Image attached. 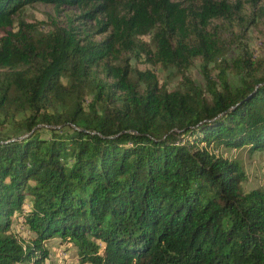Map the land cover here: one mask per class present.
I'll return each mask as SVG.
<instances>
[{
	"label": "trees",
	"instance_id": "obj_1",
	"mask_svg": "<svg viewBox=\"0 0 264 264\" xmlns=\"http://www.w3.org/2000/svg\"><path fill=\"white\" fill-rule=\"evenodd\" d=\"M261 20L264 0H0V264H47L52 238L78 264H264V188L215 153L264 152V69L220 59L221 30Z\"/></svg>",
	"mask_w": 264,
	"mask_h": 264
},
{
	"label": "rangeland",
	"instance_id": "obj_2",
	"mask_svg": "<svg viewBox=\"0 0 264 264\" xmlns=\"http://www.w3.org/2000/svg\"><path fill=\"white\" fill-rule=\"evenodd\" d=\"M226 1L234 2L235 0ZM69 13L70 12L67 11L66 15H69ZM19 17L26 22L39 26V28H42L44 31L49 28L50 21H64V14L56 16L50 6L42 4H34L25 8ZM234 31L237 30H233V33L221 30V34L223 35L222 46L224 49H222L223 54L220 59H229L232 57V54L238 53L237 51L239 47L245 45L252 54L253 59L260 62V69H264V21L261 20L259 22H255L254 25L248 28V31L244 35L243 39L241 38L233 41L234 35L236 34ZM134 66L138 70L152 71L157 78L159 85H163L168 89L179 86L180 79L174 74L172 69H163L157 65H148L142 62L134 63ZM212 74L214 75V72H212ZM186 76L194 83L195 86L203 88L204 83L199 72L197 61H194L187 69ZM229 79L234 80L235 77L233 75H229ZM5 133L12 134L10 131ZM207 148H212V144H209ZM215 153L224 158L239 162L245 174V180L241 184L243 192H247L255 188H264V152L250 154L245 148L235 149L217 146L215 147ZM12 231L17 234L18 238H22V240H27L31 237V235L23 231V228L15 226V224L12 226ZM44 246L48 250V257L45 263L78 264L74 250L69 244L61 242L57 238H52L49 241L44 242Z\"/></svg>",
	"mask_w": 264,
	"mask_h": 264
}]
</instances>
